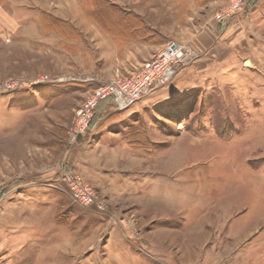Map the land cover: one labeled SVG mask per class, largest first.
I'll return each instance as SVG.
<instances>
[{"label": "rangeland", "instance_id": "1", "mask_svg": "<svg viewBox=\"0 0 264 264\" xmlns=\"http://www.w3.org/2000/svg\"><path fill=\"white\" fill-rule=\"evenodd\" d=\"M201 1L14 0L0 15V264H264V239L231 231L260 221L264 237V0L226 20L229 0L191 14ZM170 39L198 59L129 109L101 103L74 138L93 90ZM202 224L195 247L172 231Z\"/></svg>", "mask_w": 264, "mask_h": 264}, {"label": "built area", "instance_id": "2", "mask_svg": "<svg viewBox=\"0 0 264 264\" xmlns=\"http://www.w3.org/2000/svg\"><path fill=\"white\" fill-rule=\"evenodd\" d=\"M246 1L229 0L216 15L226 20L241 10ZM198 57L199 52L190 43L170 39L159 52L143 61L132 75L101 82L76 109L72 136L76 138L87 131L102 100L111 99L117 110L129 109L171 82L182 68L194 63ZM69 182L79 202L89 205L95 201L94 191L88 183L77 177L69 178Z\"/></svg>", "mask_w": 264, "mask_h": 264}, {"label": "crops", "instance_id": "3", "mask_svg": "<svg viewBox=\"0 0 264 264\" xmlns=\"http://www.w3.org/2000/svg\"><path fill=\"white\" fill-rule=\"evenodd\" d=\"M219 1L220 0H203L199 4L196 5V7L193 9L191 14L197 15V14L203 13V15H204L206 13H210L212 11L213 5L217 4ZM13 6H14V0H0V15L5 12L4 11L5 9L9 10ZM1 26L2 25H0V28H1ZM2 28H3V26H2ZM216 32H217L216 29L212 28L211 31H210V29L208 30V33L207 32H203L202 34H200V37L204 36L205 39H209V38L213 37ZM223 35H222L223 37L221 39H224L225 36H226L224 34V32H223ZM204 44H205V42H204ZM196 50H198V49H196ZM199 52H200V50H199ZM235 217L236 216H231L230 218L231 219H235ZM259 222L255 223L253 225V227H251V228H246L245 231L242 232V234L240 232L236 231L237 228L232 226V230H231L232 233H233L232 234V240L240 239V240H242V242H244L247 238L249 239V238H252L253 236H256V238H257L256 240H259V241L264 239V237L260 236V234H261V231H260L261 226H260ZM172 229H173L172 231H174V229H177L178 230V235L181 236V237L184 236V238H185L184 246H186V248H190V246L195 247V243H197V244L199 243L201 245V242H202L203 238L205 237V235L207 233V227L204 224L198 225V226H195V227L194 226H190V225L184 226L183 228L172 227ZM163 251L164 250L162 248H160V252L164 253Z\"/></svg>", "mask_w": 264, "mask_h": 264}, {"label": "trees", "instance_id": "4", "mask_svg": "<svg viewBox=\"0 0 264 264\" xmlns=\"http://www.w3.org/2000/svg\"><path fill=\"white\" fill-rule=\"evenodd\" d=\"M103 102H109V103H111V104H113V102L111 101V99H105V100H102L100 103H99V105L101 104V103H103ZM98 105V106H99ZM114 105V104H113ZM92 122V121H91ZM91 125V124H90Z\"/></svg>", "mask_w": 264, "mask_h": 264}]
</instances>
